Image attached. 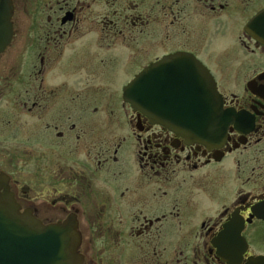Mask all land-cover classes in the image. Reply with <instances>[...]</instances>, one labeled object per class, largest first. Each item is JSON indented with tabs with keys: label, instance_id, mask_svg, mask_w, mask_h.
<instances>
[{
	"label": "flooded vegetation",
	"instance_id": "af4514ba",
	"mask_svg": "<svg viewBox=\"0 0 264 264\" xmlns=\"http://www.w3.org/2000/svg\"><path fill=\"white\" fill-rule=\"evenodd\" d=\"M9 2L0 175L19 211L74 220L82 264H264V0ZM144 70L180 99L208 82L199 112L213 84L223 136L133 110Z\"/></svg>",
	"mask_w": 264,
	"mask_h": 264
},
{
	"label": "water",
	"instance_id": "95a60500",
	"mask_svg": "<svg viewBox=\"0 0 264 264\" xmlns=\"http://www.w3.org/2000/svg\"><path fill=\"white\" fill-rule=\"evenodd\" d=\"M11 7L8 0H0V52L11 36ZM152 70H144L123 89V100L133 110L147 116L153 123H163L171 129L181 130L188 136H196L206 142L223 136L212 129L221 128L231 122L232 115L222 113L219 108L215 86L207 93V112H199L204 87L195 95L180 99L177 91L162 93L151 76ZM201 96V97H200ZM220 122V123H219ZM207 129V131H206ZM209 130V131H208ZM79 236L76 223L68 219L63 223L42 226L28 213H19L12 195L7 191L6 179L0 176V264H82L77 248Z\"/></svg>",
	"mask_w": 264,
	"mask_h": 264
},
{
	"label": "rangeland",
	"instance_id": "374dc122",
	"mask_svg": "<svg viewBox=\"0 0 264 264\" xmlns=\"http://www.w3.org/2000/svg\"><path fill=\"white\" fill-rule=\"evenodd\" d=\"M116 88L118 89L119 87H116ZM116 91H117V90H116ZM113 102H114V103L111 102L113 108L115 107V109L118 110V108H119V106H120V102L117 101V100H116V101H113ZM115 104H116V106H115ZM104 105H105L104 102H101V106L104 107ZM102 109H103V108H102Z\"/></svg>",
	"mask_w": 264,
	"mask_h": 264
}]
</instances>
